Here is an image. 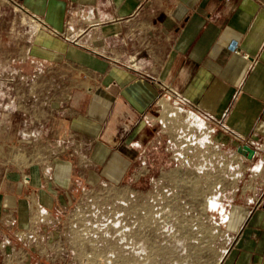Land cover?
<instances>
[{
    "label": "crops",
    "instance_id": "obj_1",
    "mask_svg": "<svg viewBox=\"0 0 264 264\" xmlns=\"http://www.w3.org/2000/svg\"><path fill=\"white\" fill-rule=\"evenodd\" d=\"M11 1L52 43L48 59H69L83 79L52 125L65 157L0 161V264H51L39 219L79 184L146 159L177 135L178 115L241 164H264V0ZM228 264H264V204Z\"/></svg>",
    "mask_w": 264,
    "mask_h": 264
},
{
    "label": "rangeland",
    "instance_id": "obj_2",
    "mask_svg": "<svg viewBox=\"0 0 264 264\" xmlns=\"http://www.w3.org/2000/svg\"><path fill=\"white\" fill-rule=\"evenodd\" d=\"M40 31L14 2L0 0V161L66 156L52 125L83 75L69 59H48L53 45ZM186 119L178 115L177 135L145 150L141 163L131 159L109 180L79 184L39 219L51 264H228L246 219L261 207L264 164H241Z\"/></svg>",
    "mask_w": 264,
    "mask_h": 264
},
{
    "label": "water",
    "instance_id": "obj_3",
    "mask_svg": "<svg viewBox=\"0 0 264 264\" xmlns=\"http://www.w3.org/2000/svg\"><path fill=\"white\" fill-rule=\"evenodd\" d=\"M241 152L249 156V158H253L255 156V151L248 146L242 147Z\"/></svg>",
    "mask_w": 264,
    "mask_h": 264
},
{
    "label": "built area",
    "instance_id": "obj_4",
    "mask_svg": "<svg viewBox=\"0 0 264 264\" xmlns=\"http://www.w3.org/2000/svg\"><path fill=\"white\" fill-rule=\"evenodd\" d=\"M233 48H234V52L236 54H238V55L241 54V49H240L239 45H234ZM259 199H260V206H261L262 204H264V192L261 194V197Z\"/></svg>",
    "mask_w": 264,
    "mask_h": 264
},
{
    "label": "bare ground",
    "instance_id": "obj_5",
    "mask_svg": "<svg viewBox=\"0 0 264 264\" xmlns=\"http://www.w3.org/2000/svg\"><path fill=\"white\" fill-rule=\"evenodd\" d=\"M43 36V35H42Z\"/></svg>",
    "mask_w": 264,
    "mask_h": 264
}]
</instances>
